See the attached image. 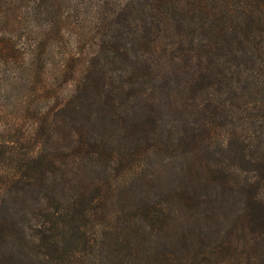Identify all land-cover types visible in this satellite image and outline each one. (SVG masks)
<instances>
[{
	"label": "trees",
	"instance_id": "obj_1",
	"mask_svg": "<svg viewBox=\"0 0 264 264\" xmlns=\"http://www.w3.org/2000/svg\"><path fill=\"white\" fill-rule=\"evenodd\" d=\"M62 1L0 0V264H264V0L102 1L83 58Z\"/></svg>",
	"mask_w": 264,
	"mask_h": 264
},
{
	"label": "rangeland",
	"instance_id": "obj_2",
	"mask_svg": "<svg viewBox=\"0 0 264 264\" xmlns=\"http://www.w3.org/2000/svg\"><path fill=\"white\" fill-rule=\"evenodd\" d=\"M105 1V3L110 2L116 5V3H124L127 0H63L62 7H66V11L69 14V21L73 23L71 28L68 27L65 31V41L68 46V50H72L73 52L81 53V57L83 58L85 54L92 55L97 51L100 40L102 39V33H100L97 28L93 26V19L95 16V7L100 2ZM109 4L105 7L106 10L112 12L115 10V7ZM80 22L82 27L76 26L77 22ZM78 25V24H77ZM98 27V26H97ZM78 35L80 38V44L74 45L75 35ZM65 44V45H66ZM64 45V46H65ZM62 49L57 48L49 58V65L47 71L45 72V77L47 78V86L48 87H57L58 91H60L62 95V99H67L74 89V84L72 82L65 83L62 80L57 78V69L62 59ZM86 58V57H85ZM84 58V59H85ZM55 102V101H53ZM42 107L45 108L49 105V101L45 100L41 102ZM152 173V172H151ZM169 174V173H168ZM143 185L139 186V184H135V188L133 189V193L129 194L127 198L131 200L132 207H136L137 205H143L146 199V192L150 184L147 180H143ZM166 184L168 183L167 179L164 181ZM154 199L160 200L156 195H160V193L156 190L153 191ZM148 196V195H147Z\"/></svg>",
	"mask_w": 264,
	"mask_h": 264
}]
</instances>
